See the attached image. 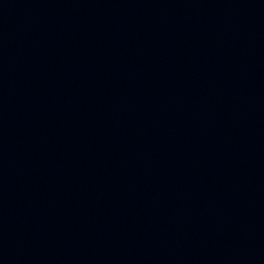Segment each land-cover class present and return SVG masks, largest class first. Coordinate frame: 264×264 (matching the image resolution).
I'll return each instance as SVG.
<instances>
[{
	"label": "water",
	"instance_id": "obj_1",
	"mask_svg": "<svg viewBox=\"0 0 264 264\" xmlns=\"http://www.w3.org/2000/svg\"><path fill=\"white\" fill-rule=\"evenodd\" d=\"M0 255L264 264V0H0Z\"/></svg>",
	"mask_w": 264,
	"mask_h": 264
}]
</instances>
